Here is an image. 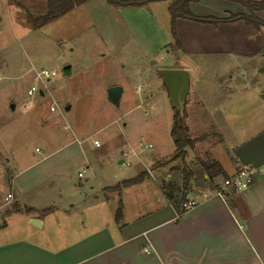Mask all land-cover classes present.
<instances>
[{
	"label": "crops",
	"instance_id": "0c3cea01",
	"mask_svg": "<svg viewBox=\"0 0 264 264\" xmlns=\"http://www.w3.org/2000/svg\"><path fill=\"white\" fill-rule=\"evenodd\" d=\"M8 2L9 0H0V22L4 15L3 4L8 5ZM146 5L118 8L125 12L142 10ZM189 7L197 16L227 17L234 13L249 12L242 4L229 0H200L191 2ZM77 8L63 17L72 14ZM131 14L126 11L122 17L125 19ZM255 14L264 21V9L256 11ZM183 23L189 24L188 26L198 25L203 30L200 32L203 40H198L197 44L195 42L196 46L190 49L189 54H226L246 60L253 52L257 53L264 48V25L257 28L244 20L212 24L178 18L176 33L180 47L176 49L180 52L185 49L179 35V27ZM251 43L254 45L252 50ZM69 65L70 68L65 73L68 77L77 68L73 63ZM120 66L123 71L127 69V65ZM79 69L86 70L87 67ZM94 69L95 77L99 78L106 93L111 86L123 87L120 105L127 87L132 91L134 89L140 99L148 100L147 92L143 93L140 89L141 76L147 73L146 69L130 66L129 73H122L127 79L110 77V65H94ZM165 69L185 68L175 66ZM187 71L190 74V90L192 86L195 93L190 105L205 109L200 117L202 122L206 123L205 119H208L211 122L209 127H213L218 134L219 140L215 143L211 141L210 149L217 145L216 142L232 145L230 149H226L232 171L227 172L220 160L210 158L221 164L225 172L223 179L219 180L221 175H218L210 180L202 168L195 171L190 167L188 169L193 172V176L185 188V167L178 168L179 162H183L182 159L157 165L156 162L169 157L160 155L159 152L155 156V151L151 153L152 164L149 166L141 158L143 152L136 151L129 138L124 137L116 144L120 157L118 162L126 165L125 156L135 152L132 161L127 162V165L133 168L134 163L137 168L122 169L112 178L107 176V184L95 190L91 186L89 192L85 191L84 201L74 200L71 196L63 199V195L57 192L55 182L64 183L70 180L71 170L68 159L58 157H61L60 152L68 149L78 156L72 163L77 164L78 168L83 166L86 169L82 171V176L79 175L81 171L78 172L80 181L87 168L92 167L85 148L87 138L92 133H84L74 126L73 133L77 142H66L57 148L47 147L46 153L36 162H32L25 152L20 155L10 152V156H4L6 163L2 165L0 162V171H3L0 172V223L5 221L0 230L4 232L8 229L6 218L19 216L15 219L18 222V232L11 237H1L6 232L0 234V264H264V84L259 81V88H255L254 84L249 85L247 81L241 80L239 83L235 80L234 83L226 85L213 78L204 77L201 69H198L194 72L195 83L191 85L192 72ZM157 72L169 100L160 70ZM131 75L135 76V82L131 80ZM201 84L207 86L212 93L219 90L220 86L228 87L221 95L220 107L216 109V120H212L209 114L206 98L198 95ZM248 91L252 94L244 101L242 110L236 111L239 113L230 112L225 105L232 98H238L237 94ZM41 94L45 95L43 90ZM150 94L153 96L151 91ZM254 98L256 107L251 110L249 101ZM71 107L67 103L65 110L70 111ZM172 108L174 116L177 110L173 106ZM184 115L187 116L186 110ZM196 115L194 112L190 117L195 118ZM48 119L49 116H45L42 120L46 123ZM103 128H97L96 132ZM188 130L190 135L189 127ZM78 134L83 136L82 140H78ZM202 134L191 138L200 137ZM144 136L145 134L140 141L146 140ZM193 150L194 147L188 151L191 153ZM241 167L253 170V183L245 189H228L225 196L220 195L218 191L222 188L224 179L234 175ZM142 172L148 174L141 182L130 186L123 185L125 180ZM164 182L173 187L172 197L165 194ZM80 185L81 190L86 189L82 183ZM9 196L11 197L8 198ZM188 197L196 199L197 205L184 211L182 202ZM120 204L123 214L122 219L117 221L115 216ZM15 207L18 209L13 210ZM6 210L13 211L4 215Z\"/></svg>",
	"mask_w": 264,
	"mask_h": 264
},
{
	"label": "rangeland",
	"instance_id": "374dc122",
	"mask_svg": "<svg viewBox=\"0 0 264 264\" xmlns=\"http://www.w3.org/2000/svg\"><path fill=\"white\" fill-rule=\"evenodd\" d=\"M18 1L22 7L10 1L8 5L3 4L4 15L0 22V162L2 165L6 163L4 156H10V152L18 155L25 152L32 162H36L46 153L47 147L57 148L66 142H77L74 126L84 133L90 131L92 135L87 138L85 148L92 167L87 168L81 181L78 172L85 167L78 168L77 164L72 163L78 156L68 149L60 152L61 157L58 156L68 159L71 170L70 180L55 182L57 192L63 195V199L71 196L74 200L84 201L83 197L91 186L95 190L107 184V176L112 178L122 169L137 168L134 163L133 168L127 165L135 153L125 156L126 165L118 162L120 157L116 144L124 137L129 138L136 151L143 152L141 158L145 164H152L151 153L155 151V156L159 152L169 157L155 164L173 162L171 157L175 153V144L170 129L174 109L157 70L175 66L191 70V85L195 83L194 72L198 69H201L204 77L226 85L235 80L239 83L241 80L247 81L255 88H259V81L264 84V48L253 52L246 60L226 54H189L197 41L203 40L200 33L203 30L198 25L183 23L179 27V35L185 49L184 52L178 51L176 38L171 32L169 2L166 0L151 2L142 10H126L132 13L126 17L129 21L122 17L126 11L122 12L106 0H89L77 6L72 14L41 27L32 26L27 20V11L33 15L43 13L46 0ZM250 45L252 50L254 45ZM72 63L77 68L68 77L63 68ZM94 65H110L112 74L109 76L116 79H127L122 73H129L130 66L146 69L147 73L141 76L140 89L143 93L147 92L148 100L140 99L134 89L132 91L127 87L123 103L119 107L112 105L99 78L95 77ZM120 65H127V69L123 71ZM86 67V70L79 71V68ZM42 68L56 70L57 75L42 82L36 77V70ZM131 80L135 82V76L131 75ZM32 85L42 89L45 95L38 91L29 96L28 89ZM192 88L186 98L187 116L184 122L190 128L191 137L206 133L194 138L193 152L188 151L186 160L180 161L178 168L201 170L202 161L216 158L227 172H231L232 164L226 149L232 145L216 142L217 145L210 149L211 141L215 143L219 137L214 128L209 127L211 122L208 119H205L206 123L202 122L200 117L205 109L190 105L195 94ZM199 88L198 95L206 98L209 114L212 120H216L221 95L228 87L220 86L215 93L202 84ZM251 94V91L237 94L238 98H232L225 106L232 113L240 111ZM255 99L249 101L251 110L256 107ZM67 103L72 106L70 111L65 110ZM50 106H54L55 111H51ZM193 111L197 114L195 118L190 117ZM45 116H49L46 123L42 120ZM100 127L104 128L96 132ZM144 134L147 142H152L154 146L152 152L141 151L139 147ZM78 138L82 140L83 136L78 134ZM95 140L99 141V145L94 143ZM11 167L15 169L13 165ZM222 179L223 175L219 177V180ZM81 183L85 190H81ZM18 217L6 218L8 229L4 232L0 230V234L6 232L1 237H11L18 232V222L15 220ZM62 225L64 227L63 222Z\"/></svg>",
	"mask_w": 264,
	"mask_h": 264
},
{
	"label": "trees",
	"instance_id": "16d2710c",
	"mask_svg": "<svg viewBox=\"0 0 264 264\" xmlns=\"http://www.w3.org/2000/svg\"><path fill=\"white\" fill-rule=\"evenodd\" d=\"M10 2L16 3L18 6L22 7V4L18 0H9ZM89 0H46L45 1V11L39 15H33L27 11V20L32 24L33 27H41L43 25L57 21L67 13L74 10L77 6L86 3ZM107 3L117 6V7H127V6H141L146 5L155 1L162 0H106ZM169 2L168 10L171 17V32L173 37L176 38V47L179 48L180 44L177 39L176 33V21L178 18H184L189 20H194L201 23H212L218 24L220 22H233L237 20H244L248 24H251L257 28L264 25V21L259 19L255 12L264 9V0H229L242 4L245 6L249 12L248 13H234L227 17H213V16H197L193 14L190 10L191 2H198L200 0H166ZM184 116H181L178 111L175 112L173 116V123L171 127V136L175 144V154L172 160L182 159L184 160L187 156L189 148H192L196 139L191 138L189 135V130L184 122ZM198 140V139H197ZM202 171L206 172L209 179L212 180L218 175H225V172L221 164L213 159H209L201 162ZM183 185L185 188L189 185L193 172L188 168L184 170ZM148 172H142L134 178L127 179L123 182L124 186H130L141 182ZM228 178V177H227ZM172 186L171 184L163 183V190L168 197H172ZM15 207L13 210H17ZM13 210L6 212V215L10 214ZM122 204L119 205L116 212V220L120 221L122 219ZM5 225V221L0 223V227Z\"/></svg>",
	"mask_w": 264,
	"mask_h": 264
},
{
	"label": "water",
	"instance_id": "95a60500",
	"mask_svg": "<svg viewBox=\"0 0 264 264\" xmlns=\"http://www.w3.org/2000/svg\"><path fill=\"white\" fill-rule=\"evenodd\" d=\"M69 68L70 65H66L63 72L67 73ZM160 74L166 86L171 105L181 116H184L186 98L190 90L189 71L185 69H163ZM122 93L123 87L119 85L111 86L107 89V99L111 104L119 107Z\"/></svg>",
	"mask_w": 264,
	"mask_h": 264
},
{
	"label": "built area",
	"instance_id": "2783aa9c",
	"mask_svg": "<svg viewBox=\"0 0 264 264\" xmlns=\"http://www.w3.org/2000/svg\"><path fill=\"white\" fill-rule=\"evenodd\" d=\"M56 75H57L56 70H49L46 68L36 70V77L42 82L49 81L51 78L55 77ZM38 91L41 92L42 89H40L36 85H32L28 89V95L33 96ZM51 111H55L54 106H51ZM94 143L96 145H99L98 140H95ZM139 147H140L141 151H152L154 149V147L151 143H147L144 140H141L139 142ZM85 170L86 169H84L83 172ZM79 175L82 176L83 173L80 172ZM253 181H254L253 170L248 168V167H241L238 169V171L234 175L224 179L222 188L218 191V193L222 196H225V192L228 189L239 191L241 189H245V188L249 187L253 183ZM10 197L11 196H9L8 198H10ZM195 205H197V200L194 198L188 197V198H185L182 202V208L184 211L194 207ZM145 251L149 252V250L147 248H145Z\"/></svg>",
	"mask_w": 264,
	"mask_h": 264
}]
</instances>
